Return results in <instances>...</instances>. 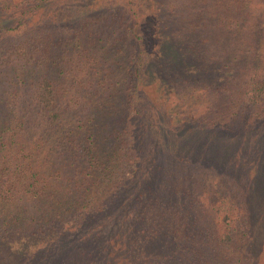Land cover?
<instances>
[{
  "label": "trees",
  "instance_id": "obj_1",
  "mask_svg": "<svg viewBox=\"0 0 264 264\" xmlns=\"http://www.w3.org/2000/svg\"><path fill=\"white\" fill-rule=\"evenodd\" d=\"M44 1L11 0L7 20L0 0V32L26 22L0 43V264H264L249 228L264 219V116L245 114L264 97L255 15L232 11L238 0H154L142 14L125 0V38L94 28L86 0L43 24ZM114 47L122 75L84 76L124 60ZM64 54L88 66L50 77ZM81 85L105 96L67 103ZM125 85L134 118L112 106Z\"/></svg>",
  "mask_w": 264,
  "mask_h": 264
},
{
  "label": "rangeland",
  "instance_id": "obj_2",
  "mask_svg": "<svg viewBox=\"0 0 264 264\" xmlns=\"http://www.w3.org/2000/svg\"><path fill=\"white\" fill-rule=\"evenodd\" d=\"M7 1H9V0H7ZM57 1H58V3H57ZM81 1L82 0H68L66 2L60 1V0H46V1H44V3L42 4V7H43L42 9L45 12L41 13V14H43L45 16V17H42L45 20L40 21V22L45 24L44 21H46V19L49 16L46 12L52 13L54 10H57V9L65 10L68 8L70 10L71 7H74L75 4H78ZM256 1L257 0H249V1L238 0L237 1L238 7L235 9H232V11H236V9H238V15L239 16H244V17L246 16L247 17V16L255 15V17L252 18L250 25H254V24H256V25L255 26H248V33L250 30L253 31L256 28L260 29V27L261 28L264 27V0H262V2H260V3L256 2ZM86 2L92 3L91 5L95 6L92 8L94 10V15L96 18L91 20V21L97 22L96 25L94 26V28L97 27L104 32H109V30L113 26H115V27H117L118 32L121 31V32L125 33V30H126V33L124 34L125 38L131 35L130 31L127 30V28L130 26V20H128L125 16V13L121 9H119L120 3L124 4L123 7H126V5H128L125 0H86ZM235 3H236V1H235ZM235 3L233 4V6L235 5ZM261 3H263V4H261ZM132 5H135V7H138V8H136V11H139L140 14H142L144 9L147 10L150 7H154V0H134ZM102 6H105V8L101 9ZM14 7L15 6L13 5V3L10 0V4L5 7V10H3V12L5 11L4 14L8 15L6 18L7 20H10L12 17L11 13L8 10L9 9L14 10ZM96 11H101L102 14L100 16H97ZM67 22H69V21L64 20V21L60 22L59 24L67 23ZM25 24H26V22L24 21V25ZM24 25H19L17 27L12 28V29H4L3 31H1L0 32V43L4 40L9 41L11 36L19 35L21 33ZM52 25H54V24L52 23ZM80 33H81L82 37L84 34L85 35L84 38H87V40L90 39V35L85 34V33H87V29L83 30V28H82ZM105 36H107L109 38L111 36V34L105 35ZM232 36L237 37V34L235 33ZM122 37H123V35L120 36L118 39L114 40L113 44L122 43ZM92 43H93V45H92ZM84 44H85V41H84ZM95 46L96 45L94 44V42H89L88 45H86V47L88 48V51L91 55H93V53H95V48H96ZM116 46H117V44H116ZM105 49H106V52L111 53L110 50L108 49V47H105ZM118 49H119V47L118 48L114 47V48H112V51L115 50L116 52H118L119 61H120V57L124 58V60H122L121 62L118 61L119 62L118 64L121 63V66H119L116 63V61L115 62L110 61L112 65L109 66L108 60L105 61V59L99 58V62H96L95 60L91 61V64H90L91 72H86L84 76L87 77L88 75H93V79H98V78L102 79L103 78L104 80H102V81L105 82V75L107 72L103 71L102 66L108 67L107 68L108 73H111L114 76L117 73H119V75H122L124 73V70H123L124 65L126 63L128 64V62H126V61H128V54L127 53L124 54L126 50L123 51L124 53L120 54L119 52H121V51H119ZM61 53H67V52H61ZM76 53L77 52H74V55H76ZM101 55H104V51H101ZM61 56H62V59H59L60 62L59 61L58 62H52L51 61L52 63L50 66H49L50 63H47V70H48L50 77L60 76V73L62 71L67 72L66 71L67 69L70 70V72H72V73H75L76 71L78 73H80V72H82L84 67L86 68V66H88L87 60L83 59L84 63H86L83 65L84 66L83 68H80V66H81L80 63L72 68V67L68 66L69 65L68 60H66L65 57H63V56H65V54L61 55ZM81 57L83 58V56H81ZM125 58H127V59H125ZM117 70H118V72H117ZM130 77L131 76H129V78ZM219 80L220 79L215 80V84H221V82ZM129 84H130V81H129ZM222 84H223V82H222ZM98 86H99V83L94 84L95 88ZM121 87H122L121 89L123 90V94H121L119 96V98L114 99V105L107 104L106 107H107V109L111 110L112 109L111 105H112L113 108L121 110L123 112V115H125V117H128V118L133 117L134 118L135 117L134 107L130 105V100L132 98L131 94H130V89H131L130 87L131 86L129 85V87L128 86L126 87V85H125V86H121ZM81 92L84 93L85 96H81V93L79 92V87L75 88L72 86V96H71V99L69 100V102H67V103H74V101H77L79 105H85L88 103L89 98L91 100V97L95 95L94 94L95 92L97 95L103 96L105 91L97 90L91 94H88L87 86L81 85ZM238 92H239V90H238ZM61 94L62 93H60V95ZM63 97H65V94H63ZM166 100H167V97H166ZM122 102H124V103H122ZM121 108H124V109H121ZM245 114L248 116L249 119H253V118L256 119V118H259L260 116L262 117V115L264 116V97H263V99L260 100L259 104L252 111H246ZM257 114L260 116H258ZM227 191L231 192L230 190H227ZM238 197H240V196H238ZM238 197L232 196L233 201L237 200ZM220 213L221 212H219V210H218V213L214 216L215 221H217L219 219ZM209 220L213 221L212 218ZM208 223H210V222H208ZM256 223H258V222L256 221L255 224ZM236 225H237L236 227L238 230H240L242 228L241 223L236 224ZM249 228H250V230L252 229L250 234H252V235H254V237H256V243L259 245L258 241L262 240V236L264 237V219L258 223L256 228H255V225H254V227H252L251 224L249 225ZM235 242H237V239Z\"/></svg>",
  "mask_w": 264,
  "mask_h": 264
}]
</instances>
